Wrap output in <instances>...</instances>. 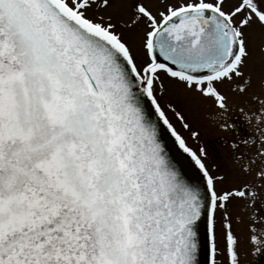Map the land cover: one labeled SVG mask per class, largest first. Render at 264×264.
I'll return each instance as SVG.
<instances>
[{
	"label": "snow or ice",
	"instance_id": "1",
	"mask_svg": "<svg viewBox=\"0 0 264 264\" xmlns=\"http://www.w3.org/2000/svg\"><path fill=\"white\" fill-rule=\"evenodd\" d=\"M155 3L0 0V264L264 254V0Z\"/></svg>",
	"mask_w": 264,
	"mask_h": 264
},
{
	"label": "rangeland",
	"instance_id": "2",
	"mask_svg": "<svg viewBox=\"0 0 264 264\" xmlns=\"http://www.w3.org/2000/svg\"><path fill=\"white\" fill-rule=\"evenodd\" d=\"M158 6V0H156V3L154 4V7ZM172 90L169 89L168 96H172ZM197 119V127H199L201 131V136L196 139H191L190 134L188 131H185L178 120L175 118H172L173 123L175 126H177L179 129L181 128L186 134L185 138L188 141V143L193 144L194 147L197 146L198 143H205V144H211L213 147H216L215 144H218L216 141V130L208 125V123L203 119L202 114L198 113L196 116ZM207 140V141H206ZM215 145V146H214ZM218 151L212 153V160L218 161L219 157L221 155L226 156L227 150L222 147V145L218 144ZM218 154V155H215ZM217 226L219 228L220 226V217L219 213L217 214ZM241 232V252H242V262L243 264H264V254L257 255L256 252L251 248V245L248 244L246 233L244 232L243 226H240L238 229ZM220 259V257H218Z\"/></svg>",
	"mask_w": 264,
	"mask_h": 264
},
{
	"label": "water",
	"instance_id": "3",
	"mask_svg": "<svg viewBox=\"0 0 264 264\" xmlns=\"http://www.w3.org/2000/svg\"><path fill=\"white\" fill-rule=\"evenodd\" d=\"M168 140V143L171 145L173 152L180 157L186 164L190 163V161H188V158L186 157L185 154H182L179 149L176 147V145L173 143V140L170 136L166 137Z\"/></svg>",
	"mask_w": 264,
	"mask_h": 264
},
{
	"label": "flooded vegetation",
	"instance_id": "4",
	"mask_svg": "<svg viewBox=\"0 0 264 264\" xmlns=\"http://www.w3.org/2000/svg\"><path fill=\"white\" fill-rule=\"evenodd\" d=\"M173 124H174V123H173ZM174 125H175V124H174ZM175 127H176L177 130H178L179 132H181V134L185 137V134H186V133H185L181 128L179 129L177 126H175ZM186 135H187V134H186ZM188 137H190V136H188ZM190 138H191V137H190ZM191 139H193V138H191ZM193 140H194V139H193ZM206 141H207V140H206ZM189 145L192 146V147H194V145L191 144V143H190ZM215 145H216V147H214V148H216V149L218 150V149H219V148H218V144H215ZM215 145H214V146H215ZM222 147H223V146H222ZM194 148H195V147H194ZM213 153H214V152H213ZM215 155H218V154L215 153Z\"/></svg>",
	"mask_w": 264,
	"mask_h": 264
}]
</instances>
